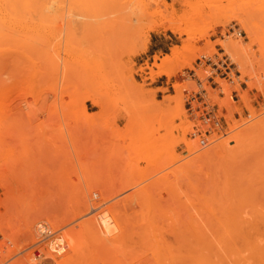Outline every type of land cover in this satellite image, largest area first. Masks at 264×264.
I'll list each match as a JSON object with an SVG mask.
<instances>
[{"label": "rangeland", "instance_id": "rangeland-1", "mask_svg": "<svg viewBox=\"0 0 264 264\" xmlns=\"http://www.w3.org/2000/svg\"><path fill=\"white\" fill-rule=\"evenodd\" d=\"M69 1H64L63 12L65 17L75 16L70 19V28L62 18L54 22L48 20L45 24L34 21L32 30H35H30L28 35L10 33L13 41L5 38L0 41V173H7L5 176L27 186L28 191L34 193L23 199L12 198L0 185V223L4 225L3 232L0 230V241L3 245H13L8 251V258L41 240L39 226L58 230L66 236L71 230L78 232L82 228L81 222L94 219L95 213L101 210L120 219L126 233L131 230L125 238L127 241L121 242L124 246L128 240L136 239V234L138 239L141 238L138 234L140 229L146 228L145 233L157 220L153 230H157L161 246L167 247V253L162 250L161 253L165 254L157 258L162 260L160 262L167 259L166 254L171 255L170 249L175 253L179 243H184L175 240L184 232L192 237V230L199 228L200 234H203L199 238L202 237V241L206 238L205 243H211L219 229L233 225L238 227L243 221L248 224L253 220L252 212L262 211L263 214L264 0H219L212 13H223L224 26L209 30L207 37L195 44L198 49L196 56L190 53L188 62L171 79L156 75L159 71L155 65L161 64L166 56H172L174 49L189 43L188 36L174 32L173 27L184 28L194 17L195 10L209 12L207 0H166L169 6L172 5L168 12L162 2L137 0L130 7L144 12L146 19L137 31L121 34L122 37L114 31L113 19L93 15L86 0H79L74 5ZM230 15L235 17L227 22L226 17ZM237 16L246 20L253 40L242 30ZM204 30V24L200 22L196 38H201ZM231 40L242 41L247 49L245 55L238 56L220 45ZM138 42L141 44L139 51L129 53L132 45ZM222 51L237 65V74L232 82L216 78L215 82L221 89L212 90L208 85L207 90L215 103L228 108L229 127L226 136H215L213 144L201 148L198 139L189 135L193 123L187 119L184 91L196 90V82L188 77V71L197 68L200 58L221 57L219 54ZM49 53L55 55L59 63L58 72L53 73L49 67L46 56ZM121 64L126 66L121 67ZM197 75L201 79L206 77L203 70H198ZM161 82H165L166 88H155ZM175 83L182 86V94L173 88ZM221 92L224 96H219ZM234 92L239 97L238 102L232 100ZM90 96L99 100L102 106H96ZM84 108L89 118L84 116ZM183 140L192 143V147L184 145ZM220 142L227 143L216 147ZM71 202L79 203L82 211L85 204L91 203L87 206L92 211L90 209L88 213L85 210L73 220ZM140 202L145 203L144 207ZM95 204L105 208L99 210L98 205V210H94ZM143 210L145 213L154 211L147 216L142 213ZM134 212L139 213L135 215ZM212 212H216L218 217ZM177 214L180 220L184 218L182 226ZM206 217L210 220L204 221ZM26 221L31 223H27L31 225L28 228L24 226ZM210 221L207 227L205 224ZM234 222L239 223L236 225ZM178 223L181 229L178 226L177 233L173 227ZM224 224L228 225L225 227ZM24 227L31 231H26ZM137 228L139 230H135ZM209 229H214L216 233H210ZM179 232H183L182 235ZM195 233L192 235L195 236ZM214 237L217 240V236ZM190 239L185 245L188 242L192 244ZM79 242L85 241L80 238ZM169 242L171 245L179 242L176 244L179 246H171ZM89 243L86 241L83 245L84 252L80 254L85 255V259H81L79 264H125L127 257L135 259L131 256L135 257L142 250H145L144 254L147 252L144 248L137 250L139 244L135 243L137 249L135 253H130L134 250L131 248L134 243L130 242L128 249L132 250L129 252L126 248L124 252V247L119 244L121 252L117 249L118 257L104 249L99 251V257H95L94 246L89 247L92 245ZM140 243L145 244L143 240ZM166 244L171 248L168 249ZM184 247L181 253L185 251L189 255L186 252L188 247ZM43 248L48 252L45 244ZM33 251L18 256L11 264H33ZM123 253H128V256ZM73 254L67 252L63 260L67 262L69 258H74L72 260L78 262L77 255ZM185 254H181L183 259L189 257ZM161 255L165 258L160 259ZM144 257L140 259L146 264L148 257ZM150 259L147 264H154ZM135 262L137 259L128 264H137Z\"/></svg>", "mask_w": 264, "mask_h": 264}, {"label": "bare ground", "instance_id": "bare-ground-1", "mask_svg": "<svg viewBox=\"0 0 264 264\" xmlns=\"http://www.w3.org/2000/svg\"><path fill=\"white\" fill-rule=\"evenodd\" d=\"M65 0H0V41H1V38H5V40H9V41H13V38L11 37V35L13 34V33H15V34H19V33H24V34H27L28 32H30V30H32V24L34 23V21H37L38 23H41V24H45L48 20H51V21H53L54 22V20L55 19H57V20H59V18H62V19H64L65 21H67L66 23H68V26L67 27H69L70 28V23H72L71 21H70V19H72L73 17H75V16H66L65 17V15H64V12L63 11H65L64 10V4H65V2H64ZM87 2H88V4H89V6L92 8V10H93V15H96V17H98V15L100 16H106V17H108L109 16V19H113L111 22L112 23H114V31L115 32H117V34H119L120 36H121V34H123V35H125V34H131V33H133V32H135V31H137L139 28H140V24L146 19V16H145V13L144 12H142V11H138V10H135V9H133L132 7H130V4H133V3H136L137 2V0H86ZM157 3H160V2H162L166 7H167V12H168V9H170L171 8V6H169V4L167 3V1L166 0H155ZM69 2H71V3H73V5H74V3L76 2H79V0H70ZM75 3V4H76ZM217 3H219V0H207V9L209 10V12H203V11H201V10H195V12H194V17L192 18V19H190V22L188 23V24H186L185 25V27L184 28H180V27H178V26H175V27H173V31L174 32H181V33H185L187 36H188V40H189V43L187 44V45H185V46H182V47H180V48H176V49H174V51H173V55L172 56H166L165 58H164V60L162 61V63L161 64H157V65H155V67L158 69V73L156 74V75H164V76H166L168 79H171L174 75H175V73H176V71L180 68V67H182V66H184L187 62H188V60H189V57H190V53H194L193 54V57H195L196 55H195V52L197 53V47H196V43L198 42V41H200V40H202V39H204L205 37H207V35H208V31L209 30H213V29H215L216 27H220V26H224V24H223V22H222V18L224 17V15H223V13L221 12V13H219V14H217V15H214L213 13H212V8H214L215 7V4H217ZM68 6V5H67ZM71 6V5H70ZM173 10V9H172ZM172 10H171V12H172ZM110 16H113V18L111 17L110 18ZM235 16H233V15H230V16H227L226 17V21L228 22L229 20H231V19H233ZM236 18H238V21H239V24L242 26V30H244L245 32H246V34H247V37L248 38H250V39H252L253 40V38H252V30H251V28L247 25V22H246V20H243V19H241L240 17H236ZM74 19V18H73ZM214 19L216 20V21H214ZM61 20V19H60ZM53 22H51V23H53ZM73 22H74V20H73ZM200 22H202L203 24H204V27H205V30H204V32H203V34L201 35V38H196V35L198 34V32H199V25H200ZM34 25V24H33ZM34 27V26H33ZM35 29H33L32 31H34ZM37 32V31H36ZM39 32V31H38ZM10 33H12V34H10ZM30 34H32V33H30ZM37 34V33H36ZM28 35V34H27ZM35 35V34H34ZM118 35V36H119ZM41 36V35H40ZM119 36V37H120ZM14 38H15V36H13ZM17 37V36H16ZM122 37V36H121ZM17 38H19V37H17ZM16 38V39H17ZM26 38H28V37H26ZM38 38V37H37ZM24 39V38H23ZM240 39V38H239ZM20 40V39H19ZM30 40H32V39H30ZM17 41V40H16ZM20 41H22V40H20ZM24 41V40H23ZM28 42V40L26 41V43ZM38 43V42H37ZM25 44V43H24ZM31 45V44H30ZM141 44L138 42V44H133L132 45V48L130 49V51H129V53H131V54H134V53H136V52H138L139 51V46H140ZM142 45H144L145 46V43H143ZM221 46H223V47H225L226 49H229V50H232L231 52L232 53H235V54H237L238 56H239V54H243V55H245V53L244 52H247V49H246V47H245V45H243V43H242V41L241 40H237V41H235V40H231V41H229L227 44H223V43H221L220 44ZM50 46V45H49ZM48 47V46H47ZM210 47H213V45H211ZM54 49V48H53ZM213 49V48H212ZM46 51V50H45ZM50 51V50H49ZM199 52V51H198ZM47 53V52H46ZM189 55V56H188ZM195 55V56H194ZM46 56H48V58H49V60H47V62H49V67H50V69L52 70V72L53 71H59V69L57 70V68H59V66H58V62L55 60V55L54 56H52L50 53L47 55L46 54ZM236 56V55H235ZM241 56V55H240ZM192 57V58H193ZM199 57V56H198ZM244 57V56H243ZM242 57V58H243ZM194 59V58H193ZM193 59H191V61H193ZM241 58H239V60H240ZM237 60V59H236ZM126 65L125 64H121V67H125ZM241 72V71H240ZM54 73V72H53ZM155 74L153 73V76H154ZM59 76V75H58ZM182 86L179 84V83H175L174 84V86H173V88L175 89V90H177L178 91V93L180 92V94H182L181 93V88ZM185 89V88H184ZM89 99L96 105V106H98V107H101L102 106V104H101V102L99 101V100H97L95 97H92V96H90L89 97ZM243 100H244V98H243ZM247 101V100H246ZM245 103V102H244ZM228 109V108H227ZM84 116L85 117H87V118H89L90 116H89V114H88V112H87V110L84 108ZM232 117V116H231ZM237 135H234V137H236ZM233 139V138H232ZM231 139V140H232ZM173 142V140L171 141V143ZM227 142H228V140H227ZM227 142H220V143H217V145H216V147H218L219 145H223V144H226ZM229 143V142H228ZM183 144L184 145H186L188 148H190V147H192V143H190L189 141H186V140H183ZM199 144V143H198ZM172 146L174 145L173 143L171 144ZM172 146H171V148H172ZM173 149H174V147H173ZM171 150V149H170ZM5 174L7 175V173H0V185L5 189V191H6V195L7 196H9V197H12V198H17V199H19V198H21V199H23V198H25V197H28V195H30V194H34L33 192H29L28 191V187L27 186H22V185H20V182H16V181H13L12 180V178H8V176H5ZM24 185V184H23ZM137 197V196H136ZM134 198V197H133ZM132 198V199H133ZM143 200H144V198H142ZM146 199V198H145ZM125 200H127V199H125ZM124 200V201H125ZM137 200H139V199H137ZM142 200V201H143ZM149 200V199H148ZM147 199L146 200H144V201H148ZM1 201V200H0ZM140 201H141V198H140ZM72 203V202H71ZM74 203V202H73ZM71 204L72 206H70L71 208V210H70V212L73 214L72 216H73V220L75 219V218H77L78 216H80V215H82V214H84V211L86 210V212L88 211V213H89V211H90V209H89V206H90V204L91 203H87L89 206H87V204H85V209H83V211H82V209H81V207H80V204L79 203H77V202H75V204ZM120 203V202H119ZM139 203V202H138ZM142 202H140V204H141ZM147 203H149V202H147ZM129 204V203H128ZM134 204V203H133ZM93 205V207H94V204H92ZM91 205V206H92ZM96 206V208L94 209V210H100L101 208H105V207H102L103 205H101V204H98L99 205V207H98V209H97V204H95ZM101 205V206H100ZM122 205H123V203H122ZM141 205H143V207H144V205H145V203L143 202V204H141ZM147 205L148 204H146V207H147ZM2 206V203H0V207ZM113 206V205H112ZM111 206V207H112ZM115 206H117V205H115ZM119 206V205H118ZM125 206V205H124ZM132 206V205H131ZM134 206V205H133ZM150 206V205H149ZM152 206V205H151ZM88 207V208H87ZM92 207V208H93ZM121 207V206H120ZM141 207V206H140ZM113 208V207H112ZM132 208V207H131ZM150 208H152V207H150ZM89 209V210H88ZM122 209V208H121ZM124 209H125V207H124ZM148 210H150L151 211V209H149V207L147 208ZM80 210H81V214H80ZM182 210V209H181ZM180 209L178 210L179 212L181 211ZM91 211H92V209H91ZM116 211V210H115ZM124 211V210H123ZM126 211V210H125ZM145 210H143V212L142 213H145L144 212ZM154 211V210H153ZM153 211H152V213H153ZM173 211V213H174V210H172ZM171 211V212H172ZM136 212V211H135ZM135 212H134V214H135ZM155 212H156V209H155ZM161 212H163V211H161ZM181 212H183V211H181ZM197 212V211H196ZM200 212V211H199ZM258 212H260V214L256 217V215H257V213ZM70 213V214H71ZM113 213V212H112ZM116 213H117V211H116ZM137 213H139V212H137ZM136 213V214H137ZM147 213H148V211H147ZM147 213H145L147 216H149L150 214L149 213H151V212H149L148 214ZM151 213V214H152ZM166 213H169V212H166ZM166 213H163V214H165L166 215ZM176 213V212H175ZM192 214H193V212H191ZM190 213V214H191ZM243 213V212H242ZM245 213V212H244ZM247 213V212H246ZM262 213V211H255V212H252V214H253V217H254V214H255V217L253 218L252 217V219L254 220V219H257V221L256 222H254L253 220H251V218H249V220H251L250 222H251V224H249L250 222H248V224L250 225V227L249 228H247L248 227V224H246V222H244L243 221V223L241 222V225H240V223L238 224L237 222L235 223L234 222V224H238V227L236 226V227H234V225L232 226V227H230V226H228L227 228H221V229H219V231H218V234L217 235H214V236H217V240L215 239V237L213 236V238H214V240L216 241V242H213L214 240L212 239L211 241V243H210V241H208V243H205L206 241V238H203V241L201 240L202 239V237L201 238H199L201 235H203L202 234V232H201V234H200V229L199 228H196L199 232V234L200 235H198V233H197V230L195 231V230H192L193 231V233H197V235H196V233H195V236H193L192 234L193 233H191V236L192 237H194L196 240V242L194 241V242H192L193 240H194V238H192V237H189L188 236V233H186V235H185V232L183 231V229H182V231L184 232H182L183 233V235H182V233L181 232H179V234H181L182 235V237H184V238H182V237H180L178 234V237L177 238H179V239H177L176 237H175V240H177V241H179V242H181V241H184V243L183 242H181V243H179V242H177L176 244H180V246L179 245H176V244H172L173 246L175 245V247L176 246H179L178 247V249L177 250H175L174 249V251H175V253L173 252V249H170L171 248V242H169V244L171 245L170 247H169V245L168 244H166V245H168V249H170V251L172 250V253L174 254V255H172V253H171V257L169 256V255H165V256H167L166 258L168 259V257L171 259H168V263H166V260L167 259H165L163 262H160V261H162V260H158L157 258H159V255L160 254H162L164 251H165V249L167 248H164V246H161V245H163V244H161V243H159L158 242V240L159 239H157L158 238V233H157V230L155 231V230H153V228H154V226H153V224L157 221H155L154 220V222L152 223V225H150V228L148 227L147 229H149L148 231H146L145 233H144V231L146 230V228H144V229H140L141 230V232H143L144 234L142 235V233L140 234L139 232H138V234H139V237H141V238H139L138 239V235L136 234V239H138L136 242H138L139 240L140 241H142L143 240V242L145 243V244H143V245H145V247L143 246V245H141L142 243H140V241H139V243H136V242H134L136 239H134V238H132V237H130V238H132V240L130 241V240H128V242H126V246H124V244H122L121 242H123L124 243V241H127V239L125 240V238L126 237H128L129 235H128V233H129V231H131V230H129L128 231V229H127V231H128V233H126L125 232V229L124 228H122L123 226H122V223H120L119 222V220L117 219V217L115 216H113V217H111L110 216V214H108L107 213V211L106 210H101V212H97V213H95L96 214V217H94V219L93 218H91L89 221H87V223L84 221V226H83V224H82V222H81V226H82V228H80L79 230H78V232H74V230H73V232H72V230H71V232L69 231L68 233H67V235L66 236H63V235H61L60 236V238L62 239L61 241L62 242H64L65 244H66V248H65V250L63 249V248H56V246H57V243H59L58 241H52L51 242V244H47L46 245V247H48L49 248V250H48V256H50V263L51 264H66L67 262V264H69L70 262V264H72V261L74 260V258H69V256L71 257V255H69L67 258H69L70 259V261L67 259V258H65L66 260H68L67 262H65L63 259H64V257H65V255L67 254V252H69V251H71V252H74L75 254H73V255H77V261L78 262H76V261H73V264H74V262L75 263H77V264H79V262H81V259H85V255H83V254H80V253H82V251L84 250V248H83V245H84V243H86V241H88V243L89 244H92V245H90L89 247H93L92 248V250H93V253H94V256L95 257H99V251H101L102 252V249H104L105 251L106 250H108L109 252L108 253H115V256H116V253H118V251H120L121 252V250H119L120 249V246H119V244H122V246L124 247H121V248H123V250H124V252H125V248L126 249H128V248H130V246H131V244L132 243H134V245H132L131 246V248L133 249L134 248V250L133 251H131L130 253H133L134 251H135V249H137V247H138V249L137 250H139V248H141V249H146V251L147 252H145V254H144V251L142 250V252H136L137 254L135 255V257H133V256H131V258H135V259H130L129 257H127L126 259H128L127 260V263H125V264H128L129 262L131 263L132 261L134 262V260H136L137 259V262H135V263H137V264H144L143 262H142V260L145 258L144 257V255L146 256V257H148V259L146 260L147 261V263L149 262L148 260L150 259V257H151V259L150 260H152V262L154 263V264H264V213L263 214H261ZM135 214V215H136ZM144 214V215H145ZM185 214V213H184ZM191 214V215H192ZM195 214V213H194ZM193 214V215H194ZM201 214V213H200ZM203 214H205V213H203ZM209 214V213H208ZM212 214L213 215H215V216H217L216 215V212L215 213H213L212 212ZM232 214H233V212H232ZM241 213H239V215H240ZM252 214L250 213L249 215L250 216H252ZM112 215V214H111ZM131 215V214H130ZM138 215V214H137ZM159 215H162V213L161 214H159ZM164 215V216H165ZM178 215L179 214H177V217H178ZM183 214H181V216H182ZM190 215V216H191ZM209 215H211V214H209ZM234 215V214H233ZM47 216V215H46ZM124 216V215H123ZM156 216H158L157 215V213H156ZM167 216V215H166ZM170 216V215H169ZM169 216H167V217H169ZM173 216V215H172ZM207 216V215H206ZM215 216H213V217H215ZM246 216H247V214H246ZM0 217H1V212H0ZM34 217L36 218V216L34 215ZM142 217H143V215H142ZM163 217V216H162ZM161 217V218H162ZM180 217V216H179ZM178 217V218H179ZM202 217V216H201ZM207 217H209V216H207ZM205 218V219H203L204 221H207L209 218ZM211 218H212V215L210 216ZM218 217V216H217ZM217 217H215V218H217ZM121 218V217H120ZM129 218V217H128ZM147 218V217H146ZM148 218H150V217H148ZM155 218V217H154ZM165 218V217H164ZM174 218H176V215H174ZM177 218V219H178ZM183 218V217H182ZM191 218H192V216H191ZM198 218H200V216L198 217ZM229 218V215H228V217H227V219ZM233 218V217H232ZM33 220H34V218H32ZM134 219H136V217H134ZM138 219H140V218H138ZM145 219V218H144ZM155 219H157V218H155ZM159 219H160V217H159ZM181 218H179V220H180ZM184 219V218H183ZM182 219V220H183ZM189 219V218H188ZM193 219V218H192ZM201 219V218H200ZM199 219V220H200ZM218 219V218H217ZM67 220V219H66ZM142 220V219H141ZM151 220V219H150ZM153 220V219H152ZM168 220V219H167ZM167 220H164L163 219V221H167ZM170 220V219H169ZM172 220H173V217H172ZM182 220H180V226H182V223H181V221ZM197 220L198 219H196V222H197ZM210 220V219H209ZM52 221V220H51ZM94 221H96V222H94ZM145 221V220H144ZM147 221H148V219H147ZM174 221H175V219H174ZM174 221L172 222V223H174ZM185 221V220H184ZM187 221V220H186ZM189 221V220H188ZM201 221V220H200ZM203 221V222H204ZM216 221V220H215ZM214 221V222H215ZM253 221V222H252ZM129 222V221H128ZM132 222V221H131ZM149 222V221H148ZM160 222H162V220H160ZM170 222V223H171ZM176 222H177V220H176ZM27 223H29V224H31L30 223V221H26V224ZM34 223V222H33ZM56 223V222H55ZM135 223V222H134ZM136 223H138L137 221H136ZM139 223H141V222H139ZM142 223H144L143 221H142ZM141 223V224H142ZM150 223V222H149ZM159 223V222H158ZM157 223V224H158ZM163 223V222H162ZM167 224H168V222H166ZM165 223V224H166ZM201 223V222H200ZM199 223V224H200ZM209 223H211V221L210 222H206V226L207 227H209L208 226V224ZM220 223V222H219ZM224 223V222H223ZM247 225V227H246V225ZM252 223H254L255 225H256V223H257V225H256V227H255V225H252ZM29 224H27V225H24L26 228H28L27 226H31V225H29ZM54 223H52V226H54L53 225ZM130 224V223H129ZM140 224V225H141ZM156 224V223H155ZM164 224V225H165ZM196 224H198V222L196 223ZM196 224H194L195 225V227H196ZM213 224V223H212ZM215 224V223H214ZM213 224V225H214ZM218 224V223H217ZM229 224V223H228ZM228 224H224V226L226 225H228ZM79 225H80V223H79ZM128 225V224H127ZM131 225V224H130ZM136 224H134V226H135ZM160 225V224H159ZM162 225V224H161ZM174 225V224H173ZM184 225H185V222H184ZM187 225H188V227L190 226L189 224H188V222H187ZM210 225V224H209ZM220 225V224H219ZM244 226L243 228L241 227V226ZM138 226V225H137ZM143 225H141V227H142ZM151 226H152V229H151ZM157 226V225H156ZM169 226V225H168ZM167 226V227H168ZM172 225L170 224V226L169 227H171ZM178 226H179V223H178V225L177 226H174L173 228H175V230L176 229H179L178 228ZM179 226V227H180ZM225 226V227H226ZM239 226L241 227V228H239ZM252 226V227H251ZM254 226V227H253ZM24 227V228H25ZM78 227V226H77ZM147 227V226H146ZM157 227H159V226H157ZM184 227V226H183ZM185 227H186V225H185ZM187 227V228H188ZM191 227V226H190ZM193 227V226H192ZM212 227V226H211ZM210 227V228H211ZM26 228H25V230H26ZM30 228V227H29ZM125 228H127L126 226H125ZM160 228V227H159ZM213 228V227H212ZM214 228H215V226H214ZM2 229H4V225L3 224H1L0 223V230L3 232V230ZM161 229V228H160ZM159 229V230H160ZM168 229V228H167ZM170 229V228H169ZM180 229H181V227H180ZM186 229V228H185ZM202 229V228H201ZM205 229V228H204ZM203 229V230H204ZM76 230V229H75ZM135 230H139L138 228L137 229H135ZM134 230V231H135ZM206 230V229H205ZM210 230V233H212L213 232V230L214 229H209ZM216 230V229H215ZM26 231H31V229L29 230H26ZM58 231V230H57ZM161 232H162V230H160ZM159 231V232H160ZM168 231V230H167ZM178 230H176L175 232H177ZM180 231V230H179ZM187 231V230H186ZM191 231V232H192ZM195 231V232H194ZM202 231V230H201ZM207 231V230H206ZM206 231H205V233H206ZM164 232H165V229H164ZM170 232V231H169ZM168 232V233H169ZM174 232V231H173ZM172 231L170 232V233H173ZM29 233V232H28ZM38 232H36V235H39V233L37 234ZM132 233H133V231H132ZM132 233H130V234H132ZM135 233V232H134ZM163 233V232H162ZM161 233V234H162ZM178 233V232H177ZM208 233V232H207ZM213 233H216V232H213ZM167 234V233H166ZM173 234H176V233H173ZM133 235H135V234H133ZM177 235H175V236H177ZM208 235V234H207ZM206 235V237H208ZM34 236V235H33ZM130 236H132V235H130ZM196 236H198V237H196ZM40 237V236H39ZM67 237V238H66ZM172 237V236H171ZM187 237V238H186ZM209 237H211V236H209ZM83 239L85 242L84 243H81V242H79V239ZM129 238V239H130ZM166 238V237H165ZM188 238H191L190 239V241H191V243L192 244H190V242H188V243H186V245H185V242L186 241H189L188 240ZM161 239H163V237L161 238ZM173 239V238H172ZM180 239H183V240H180ZM210 239V238H209ZM167 240V239H166ZM197 240H198V242H197ZM131 242V244L129 245V243ZM169 241H170V238H169ZM200 241V242H199ZM165 243H166V241H164ZM163 242V243H164ZM168 242V241H167ZM135 243L136 244H139V245H137V247H134V246H136L135 245ZM174 243V242H173ZM94 244V245H93ZM185 246L184 248H187V251L186 252H188L189 253V255L188 254H185V251H183L184 252V254L185 255H188L189 257L187 258V256H185V259H183V256L181 255V254H183V252L181 253V249L183 248V246ZM129 245V246H128ZM88 246V245H87ZM86 246V247H87ZM109 246H112L113 248H111V247H109ZM119 246V247H118ZM187 246V247H186ZM85 247V248H86ZM111 248L110 250H109V248ZM118 247V248H117ZM159 247H163L162 249L161 248H159ZM106 248V249H105ZM172 248H174V247H172ZM69 249V250H68ZM101 249V250H100ZM117 249H118V251H117ZM132 249H128V252H129V250H132ZM27 249H25L24 251H26ZM114 250V251H113ZM117 252H116V251ZM136 250V251H137ZM163 250V252L161 253V251ZM24 251H22V252H24ZM86 251H88V247H87V250ZM140 251V250H139ZM167 251V250H166ZM165 251V252H166ZM169 251V252H170ZM84 252V251H83ZM104 252V251H103ZM127 252V251H126ZM149 252L151 253L149 256H147L148 254H149ZM129 253V254H130ZM135 253V252H134ZM142 253V254H141ZM148 253V254H147ZM167 253V252H166ZM181 253V254H180ZM105 254V253H104ZM119 254H121V253H119ZM123 254H125L124 256L126 257V255L128 254V253H123ZM147 254V255H146ZM163 254H165V253H163ZM109 255V254H108ZM131 255V254H130ZM139 255H143V256H141L140 258H142L143 257V259L141 260L140 258H139ZM182 256V257H180V256ZM114 256V255H113ZM119 256H121V255H119ZM128 256V255H127ZM165 256H164V258H165ZM74 257V256H73ZM116 257H118V255L116 256ZM162 257V258H161ZM161 257H160V259H164L163 258V256L161 255ZM79 258V259H78ZM110 258V257H109ZM113 258V257H112ZM187 258V259H186ZM73 259V260H72ZM114 259H118V258H114ZM32 260H33V258H32ZM31 260V261H32ZM129 260H131V261H129ZM158 260V261H157ZM186 260H189V262L188 261H186ZM119 262L118 260H115V262ZM28 262V261H27ZM116 262V263H117ZM121 262V261H120ZM122 263V262H121ZM146 263V264H147ZM33 264H34V261H33ZM150 264V263H149Z\"/></svg>", "mask_w": 264, "mask_h": 264}, {"label": "built area", "instance_id": "built-area-1", "mask_svg": "<svg viewBox=\"0 0 264 264\" xmlns=\"http://www.w3.org/2000/svg\"><path fill=\"white\" fill-rule=\"evenodd\" d=\"M241 35V33L239 34ZM213 57H202L197 62L195 70L188 71V77L196 82V90H185V111L189 122L193 123L192 132L189 134L192 139H198L199 146L206 148L213 144L216 140L215 136H226L229 123L227 120L228 110L226 107H221L214 102L207 87L210 85L212 90L221 89L215 79L232 82L236 76L237 65L232 58L222 51L221 54ZM198 70H203L206 77L201 79L197 75ZM219 96H224L220 93ZM232 100L239 101L236 92L233 93ZM97 197V195H96ZM41 240L32 245L24 252L17 253L8 258V251L13 247L11 244L3 245L0 241V264H11L18 256L24 253L33 251L34 264H51L48 252L43 248L44 244L49 245L52 241H58L56 248L65 250L66 244L62 242L60 231H54L46 226H39ZM48 248V247H47ZM49 250V248H48Z\"/></svg>", "mask_w": 264, "mask_h": 264}, {"label": "crops", "instance_id": "crops-1", "mask_svg": "<svg viewBox=\"0 0 264 264\" xmlns=\"http://www.w3.org/2000/svg\"><path fill=\"white\" fill-rule=\"evenodd\" d=\"M155 40H157V38H155ZM157 42H158V40H157ZM155 88H158V89H160V88H166V84H165V82H161L160 84H157L155 86Z\"/></svg>", "mask_w": 264, "mask_h": 264}]
</instances>
